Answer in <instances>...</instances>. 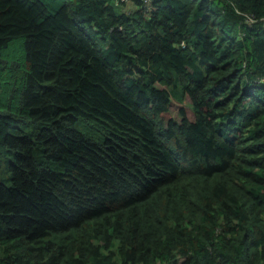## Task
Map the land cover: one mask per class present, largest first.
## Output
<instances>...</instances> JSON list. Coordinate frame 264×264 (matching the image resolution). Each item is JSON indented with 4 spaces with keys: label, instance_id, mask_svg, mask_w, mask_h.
<instances>
[{
    "label": "trees",
    "instance_id": "trees-1",
    "mask_svg": "<svg viewBox=\"0 0 264 264\" xmlns=\"http://www.w3.org/2000/svg\"><path fill=\"white\" fill-rule=\"evenodd\" d=\"M1 168L0 264H264V0H0Z\"/></svg>",
    "mask_w": 264,
    "mask_h": 264
},
{
    "label": "rangeland",
    "instance_id": "rangeland-1",
    "mask_svg": "<svg viewBox=\"0 0 264 264\" xmlns=\"http://www.w3.org/2000/svg\"><path fill=\"white\" fill-rule=\"evenodd\" d=\"M181 106H185V105L179 104L178 103V100H175V101H173V104H172V106L170 108V116L173 117V118H175L176 121H179L178 111H179V108ZM3 171H4V168H1V170H0V180H2L5 183H8L9 184L10 183V181H9V174L4 173Z\"/></svg>",
    "mask_w": 264,
    "mask_h": 264
}]
</instances>
